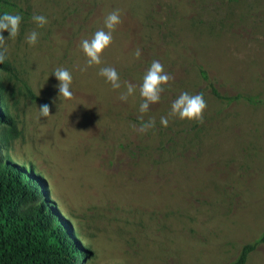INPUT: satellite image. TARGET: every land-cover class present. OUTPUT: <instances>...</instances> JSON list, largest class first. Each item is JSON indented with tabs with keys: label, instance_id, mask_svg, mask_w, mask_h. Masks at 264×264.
Instances as JSON below:
<instances>
[{
	"label": "rangeland",
	"instance_id": "rangeland-1",
	"mask_svg": "<svg viewBox=\"0 0 264 264\" xmlns=\"http://www.w3.org/2000/svg\"><path fill=\"white\" fill-rule=\"evenodd\" d=\"M114 9L112 42L88 66L80 41ZM4 11L22 16L17 37L4 42L10 69L0 70L19 134L0 155L33 166L84 250L78 264H228L261 238L264 0H0ZM153 59L171 79L141 114L139 85ZM105 66L116 69L119 89L99 74ZM57 67L72 75L71 99H58ZM128 83L134 93L121 100ZM181 91L203 94L202 123L171 115ZM141 115L155 122L144 133ZM246 264H264V243Z\"/></svg>",
	"mask_w": 264,
	"mask_h": 264
},
{
	"label": "trees",
	"instance_id": "trees-1",
	"mask_svg": "<svg viewBox=\"0 0 264 264\" xmlns=\"http://www.w3.org/2000/svg\"><path fill=\"white\" fill-rule=\"evenodd\" d=\"M8 69V62L0 63V70ZM1 124L4 128L0 131V149L19 134L3 103L0 82ZM49 204L45 185L32 165L18 166L0 155V264H78L86 260L67 221ZM261 243L264 231L258 241L244 245L238 257L228 264H246L250 253Z\"/></svg>",
	"mask_w": 264,
	"mask_h": 264
},
{
	"label": "clouds",
	"instance_id": "clouds-1",
	"mask_svg": "<svg viewBox=\"0 0 264 264\" xmlns=\"http://www.w3.org/2000/svg\"><path fill=\"white\" fill-rule=\"evenodd\" d=\"M32 21L37 27H43L47 23V17L43 14H33ZM22 16L18 12H0V63H3L5 56L4 42L6 40H14L20 31ZM120 23V15L118 10L108 12L103 19L104 27L93 32L91 38H84L80 41L79 47L86 56V64L99 65L104 51L110 46L113 36L112 32ZM107 29V30H105ZM7 32V37L4 36ZM25 41L31 47L34 46L39 39V33L33 29L28 31L24 36ZM135 55L139 56V50ZM85 70L84 68L81 69ZM99 74L104 77L105 81L111 84L113 89L121 87L119 74L116 69L111 66L101 67ZM52 75L58 81L56 88L58 91V99H71L73 92L71 90L72 75L64 67H57L53 69ZM171 76L164 70V66L157 59H153L145 71L142 82L139 85V95L143 99L139 104V112L141 114L149 110L150 104H154L160 100V94L164 91L165 86ZM135 86L131 83L126 85V90L120 93L121 100H127L128 96L134 93ZM39 112L42 116L50 114L49 104L44 103L39 107ZM207 108V102L200 92L189 93L188 91H181L171 101V115L178 117L180 120L202 123L204 112ZM142 121L136 130L140 133L146 132L149 128L154 127V120L149 118L147 121L143 120V116L138 117ZM160 124L167 126L168 118L160 117Z\"/></svg>",
	"mask_w": 264,
	"mask_h": 264
}]
</instances>
